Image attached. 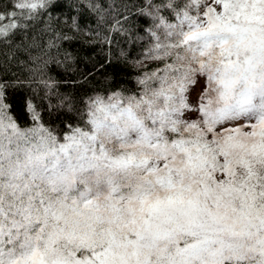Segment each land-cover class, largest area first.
<instances>
[{
    "label": "snow or ice",
    "instance_id": "1",
    "mask_svg": "<svg viewBox=\"0 0 264 264\" xmlns=\"http://www.w3.org/2000/svg\"><path fill=\"white\" fill-rule=\"evenodd\" d=\"M62 6L12 0L0 44ZM165 7L150 13L164 75L93 99L83 126L21 128L0 81V264H264V0Z\"/></svg>",
    "mask_w": 264,
    "mask_h": 264
},
{
    "label": "trees",
    "instance_id": "2",
    "mask_svg": "<svg viewBox=\"0 0 264 264\" xmlns=\"http://www.w3.org/2000/svg\"><path fill=\"white\" fill-rule=\"evenodd\" d=\"M168 2L100 0L104 8L101 18L87 8L77 11L68 6L86 0H63V6L37 21L34 30L20 32L13 42L0 44V81L9 85L5 100L10 115L23 129L39 123L61 134L69 123L83 126L82 117L93 98L140 92L138 80L151 65L139 64L155 46L150 7L167 16L171 11L165 7ZM175 2L183 5L187 0ZM11 3L0 0V11H10ZM7 23L10 20H0V24ZM51 42L56 46L48 47ZM29 52H42L43 58L30 61ZM33 109L38 121L32 119Z\"/></svg>",
    "mask_w": 264,
    "mask_h": 264
},
{
    "label": "rangeland",
    "instance_id": "3",
    "mask_svg": "<svg viewBox=\"0 0 264 264\" xmlns=\"http://www.w3.org/2000/svg\"><path fill=\"white\" fill-rule=\"evenodd\" d=\"M151 12H156V8L151 6L150 7ZM219 10V9H218ZM163 39V37H162ZM155 46H152L150 50H148V54L147 57L145 58V60L143 62H141L139 65L140 66H144V67H150L147 68V71L145 73L144 76L139 78V84H140V91L145 87L144 84L141 83V81H143L145 79V77L147 76H152L153 74H157L159 76H163L164 75V66L166 63H171V59L170 58H165V59H154L153 57V49ZM197 85L195 88V92H192L191 90L188 93V99L190 103H194L196 102L197 98L199 97V95L202 93L204 87H205V78H201V77H197ZM149 84H152L153 82L150 80L148 81ZM116 94H120V93H116ZM121 95V94H120ZM97 98V97H95ZM93 98V99H95ZM92 99V100H93ZM91 100V101H92ZM90 101V102H91Z\"/></svg>",
    "mask_w": 264,
    "mask_h": 264
}]
</instances>
